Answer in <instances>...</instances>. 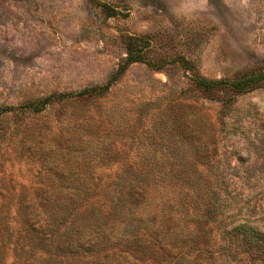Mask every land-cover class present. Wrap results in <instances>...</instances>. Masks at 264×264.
<instances>
[{
  "label": "rangeland",
  "instance_id": "obj_1",
  "mask_svg": "<svg viewBox=\"0 0 264 264\" xmlns=\"http://www.w3.org/2000/svg\"><path fill=\"white\" fill-rule=\"evenodd\" d=\"M261 67L264 0H0V264H264V84L195 81Z\"/></svg>",
  "mask_w": 264,
  "mask_h": 264
},
{
  "label": "trees",
  "instance_id": "obj_2",
  "mask_svg": "<svg viewBox=\"0 0 264 264\" xmlns=\"http://www.w3.org/2000/svg\"><path fill=\"white\" fill-rule=\"evenodd\" d=\"M123 39L125 42V48H126V55L124 57V63L120 65L118 68V72H122L126 69L127 65L136 62V61H146L148 64L160 68L163 66L165 61H180L185 65L191 66L192 62L190 59H187V57H180V58H169L164 59L157 56V57H147V50L149 49V46L147 44H150L149 40L146 39V37L142 36L139 37L137 35L133 34H124ZM196 84L204 91L207 92V94L213 95L214 90L223 87V86H230L237 92H244L249 91L252 88L259 87L264 84V68L261 67L258 70H255L250 73H243L240 76L233 78V79H227V78H220V79H209L207 77H196L195 78ZM106 86H94V87H88L85 89H82L78 92H76V96H85L92 93H102L105 91ZM214 91V92H213ZM68 94L60 93L57 95H48L44 98V100L40 103H27L20 105V107L15 106H8L6 109H30L33 111H40L42 110L48 103H50L52 100L58 98L62 99L65 98ZM254 236L253 239L250 240L251 243H254L258 246H261L262 249H264V235L259 232H253Z\"/></svg>",
  "mask_w": 264,
  "mask_h": 264
}]
</instances>
